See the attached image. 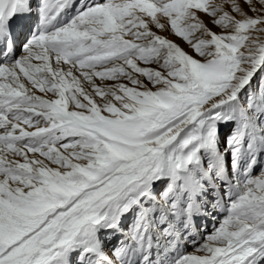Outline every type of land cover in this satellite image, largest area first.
<instances>
[{"label":"snow or ice","instance_id":"6c2138e0","mask_svg":"<svg viewBox=\"0 0 264 264\" xmlns=\"http://www.w3.org/2000/svg\"><path fill=\"white\" fill-rule=\"evenodd\" d=\"M0 264H264V0H0Z\"/></svg>","mask_w":264,"mask_h":264},{"label":"rangeland","instance_id":"374dc122","mask_svg":"<svg viewBox=\"0 0 264 264\" xmlns=\"http://www.w3.org/2000/svg\"><path fill=\"white\" fill-rule=\"evenodd\" d=\"M189 251H191V249H189Z\"/></svg>","mask_w":264,"mask_h":264}]
</instances>
